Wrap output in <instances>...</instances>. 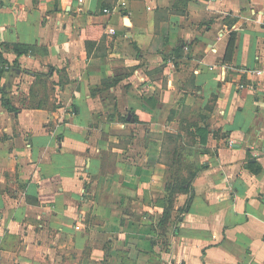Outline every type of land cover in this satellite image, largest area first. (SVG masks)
Wrapping results in <instances>:
<instances>
[{"label":"crops","instance_id":"obj_1","mask_svg":"<svg viewBox=\"0 0 264 264\" xmlns=\"http://www.w3.org/2000/svg\"><path fill=\"white\" fill-rule=\"evenodd\" d=\"M0 54V264H264V0H0Z\"/></svg>","mask_w":264,"mask_h":264},{"label":"trees","instance_id":"obj_2","mask_svg":"<svg viewBox=\"0 0 264 264\" xmlns=\"http://www.w3.org/2000/svg\"><path fill=\"white\" fill-rule=\"evenodd\" d=\"M12 52L17 56H21L26 52L19 47H11ZM227 56V55H226ZM227 58V57H226ZM17 66V65H15ZM10 70L7 60L0 54V78ZM3 93V105L9 108L6 103L4 90L0 88ZM170 163L167 165L166 181L164 189V198L160 200L159 206L163 207L164 211L159 221L160 225H166L169 222L171 212L173 210L174 201L178 194H188L191 189V182L196 175L197 168L194 163L189 162L185 164L187 160V150L182 145H175L172 150L168 152ZM190 156L193 155L191 152Z\"/></svg>","mask_w":264,"mask_h":264},{"label":"built area","instance_id":"obj_3","mask_svg":"<svg viewBox=\"0 0 264 264\" xmlns=\"http://www.w3.org/2000/svg\"><path fill=\"white\" fill-rule=\"evenodd\" d=\"M122 5H123V3H122ZM104 12L108 13L109 11L108 10H104ZM110 32H113V30H110ZM256 74H262V72H256ZM227 143H228L229 146H231V147L233 146V141L232 140H229Z\"/></svg>","mask_w":264,"mask_h":264},{"label":"rangeland","instance_id":"obj_4","mask_svg":"<svg viewBox=\"0 0 264 264\" xmlns=\"http://www.w3.org/2000/svg\"><path fill=\"white\" fill-rule=\"evenodd\" d=\"M171 144H172V143H170V142H169V144H168V148H169L170 150H172V148L174 147V146H172ZM171 146H172V147H171ZM168 148H167V149H168ZM167 149H166V150H167ZM190 153H191V151H190V152L187 151V154H186V155H187V159H188L189 157H191V156L189 155ZM191 159H192V158H191ZM185 161H186V160H185Z\"/></svg>","mask_w":264,"mask_h":264}]
</instances>
